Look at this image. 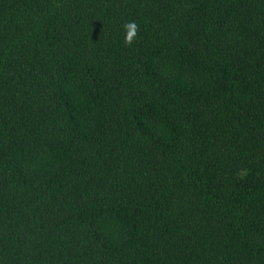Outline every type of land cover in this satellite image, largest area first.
<instances>
[{
	"label": "trees",
	"instance_id": "1",
	"mask_svg": "<svg viewBox=\"0 0 264 264\" xmlns=\"http://www.w3.org/2000/svg\"><path fill=\"white\" fill-rule=\"evenodd\" d=\"M0 264H264V0H0Z\"/></svg>",
	"mask_w": 264,
	"mask_h": 264
},
{
	"label": "clouds",
	"instance_id": "2",
	"mask_svg": "<svg viewBox=\"0 0 264 264\" xmlns=\"http://www.w3.org/2000/svg\"><path fill=\"white\" fill-rule=\"evenodd\" d=\"M125 37L124 44L127 47H131L139 34V25L135 21H129L123 25Z\"/></svg>",
	"mask_w": 264,
	"mask_h": 264
}]
</instances>
